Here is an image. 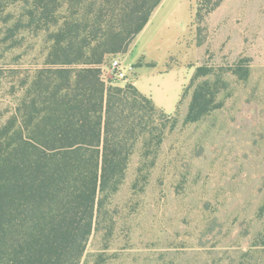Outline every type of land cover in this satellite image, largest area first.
Wrapping results in <instances>:
<instances>
[{
  "label": "rangeland",
  "instance_id": "rangeland-1",
  "mask_svg": "<svg viewBox=\"0 0 264 264\" xmlns=\"http://www.w3.org/2000/svg\"><path fill=\"white\" fill-rule=\"evenodd\" d=\"M56 1L49 22L36 0H2L0 126L24 93L21 80L47 66L56 24L72 10L92 3L97 9L102 0L75 7ZM172 10L176 26L169 24L156 41L150 37L137 61L127 67L124 54H111L101 64L106 72L117 57L129 71L144 73L141 80L138 73L125 79L112 73L106 83L115 86L142 84L154 66L185 84L171 107L161 106L166 95L155 94L158 109L176 125L166 129L149 171H139L137 145L110 200L113 235L105 241L102 232L93 234L83 264H264V0H175ZM200 69L208 73L196 83L218 75L226 83L217 95L222 105L186 123Z\"/></svg>",
  "mask_w": 264,
  "mask_h": 264
},
{
  "label": "trees",
  "instance_id": "trees-1",
  "mask_svg": "<svg viewBox=\"0 0 264 264\" xmlns=\"http://www.w3.org/2000/svg\"><path fill=\"white\" fill-rule=\"evenodd\" d=\"M36 1L50 22L57 1ZM162 1L102 0L55 20L47 66L21 80L24 93L0 126V264H83L93 234L113 235L110 200L137 145L139 171H149L176 120L134 83L107 84L101 64L128 51ZM225 86L220 75L196 83L185 122L219 108Z\"/></svg>",
  "mask_w": 264,
  "mask_h": 264
},
{
  "label": "crops",
  "instance_id": "crops-1",
  "mask_svg": "<svg viewBox=\"0 0 264 264\" xmlns=\"http://www.w3.org/2000/svg\"><path fill=\"white\" fill-rule=\"evenodd\" d=\"M174 2L175 0H170L164 7H162L160 3V5L154 10L150 20L144 29L138 34L136 42L129 47L126 53H123L127 62V67H129L132 62L137 61L141 56H143V53L146 50V42L150 40V37H154V40L156 41L158 40L161 31L167 28L169 24L172 28L176 26L173 22L174 9L172 10V4ZM146 59L148 60L149 58ZM150 68L152 69L149 74L150 77L149 79H144L142 84H140V80L143 77L142 74L144 73L140 71V68H134L132 71H129L127 68V72L132 76L138 73V79L140 80H138V83H133L140 89V91L148 96H151L154 101L156 100V102H158V98L155 94L166 95L167 100H165V103L161 106L171 107L173 103H176L181 98L182 90L185 84L184 80L175 79L176 77L173 71L166 73L164 77L159 71V66ZM174 87L175 90L172 92Z\"/></svg>",
  "mask_w": 264,
  "mask_h": 264
},
{
  "label": "built area",
  "instance_id": "built-area-1",
  "mask_svg": "<svg viewBox=\"0 0 264 264\" xmlns=\"http://www.w3.org/2000/svg\"><path fill=\"white\" fill-rule=\"evenodd\" d=\"M108 62H109L108 70L106 72L102 71V77L105 82H107L108 76L111 75L112 73H114L115 76L119 79H125L128 77L127 69L124 68L121 59L117 57H111Z\"/></svg>",
  "mask_w": 264,
  "mask_h": 264
}]
</instances>
